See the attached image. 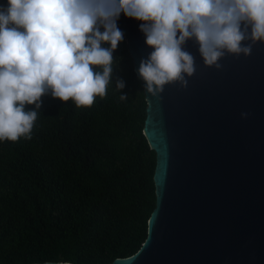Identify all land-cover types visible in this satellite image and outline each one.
<instances>
[{"label": "water", "instance_id": "95a60500", "mask_svg": "<svg viewBox=\"0 0 264 264\" xmlns=\"http://www.w3.org/2000/svg\"><path fill=\"white\" fill-rule=\"evenodd\" d=\"M140 23L123 12L117 21L137 75L152 50ZM184 48L195 65L187 85L144 91L143 134L156 154L147 237L107 264H264V42L247 56L226 52L219 69L194 40Z\"/></svg>", "mask_w": 264, "mask_h": 264}, {"label": "trees", "instance_id": "16d2710c", "mask_svg": "<svg viewBox=\"0 0 264 264\" xmlns=\"http://www.w3.org/2000/svg\"><path fill=\"white\" fill-rule=\"evenodd\" d=\"M113 55L102 99L78 108L45 94L31 138L0 142V264H107L145 241L156 154L143 134V81L125 40Z\"/></svg>", "mask_w": 264, "mask_h": 264}, {"label": "clouds", "instance_id": "9594fccd", "mask_svg": "<svg viewBox=\"0 0 264 264\" xmlns=\"http://www.w3.org/2000/svg\"><path fill=\"white\" fill-rule=\"evenodd\" d=\"M121 12L142 21L152 50L137 72L153 96L167 83L187 85L195 71L184 48L189 40L204 64L217 69L226 52L247 56L264 42V0H6L0 3V142L31 138L45 94L78 108L106 95L113 53L124 40ZM115 87H125L123 78Z\"/></svg>", "mask_w": 264, "mask_h": 264}]
</instances>
